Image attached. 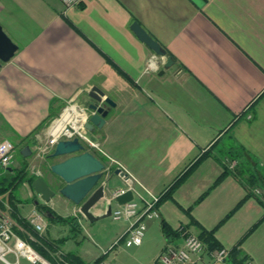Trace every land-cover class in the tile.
Instances as JSON below:
<instances>
[{"label":"crops","instance_id":"obj_1","mask_svg":"<svg viewBox=\"0 0 264 264\" xmlns=\"http://www.w3.org/2000/svg\"><path fill=\"white\" fill-rule=\"evenodd\" d=\"M134 22L173 59L169 68L134 33ZM0 26L18 46L0 67V143L15 146L12 164L0 166V177L10 181L24 171L43 177L57 192L45 202L22 182L0 195V212L16 213L29 223L42 204L62 218H75L61 224L44 215L46 227L39 234L52 243L65 240L57 252L45 247L55 264H69L66 255L85 264H118L111 256L114 248L108 251L111 246L85 243L95 222L59 194L64 184L50 167L66 157L48 158L53 150L40 151L67 107L80 111L92 103L93 86L116 106L102 128L88 132L100 150L85 144L114 169L107 173L105 199L92 212L106 213L113 191L125 185L113 175L115 169L161 197L207 154L159 203L160 217L146 221L145 236L162 235L150 262L167 243L180 245L186 228L198 236L214 230L223 248L236 247L246 261L264 264V198L243 177L227 174L223 164L230 160L228 152L241 148L264 169V0H85L67 10L61 0H0ZM152 58L155 65L147 70ZM85 118L77 111L71 124L78 126ZM26 146L28 157L21 153ZM162 221L179 235L167 240ZM128 226L124 221L118 238ZM17 232L25 240L32 236L23 227ZM212 262L205 253L196 264Z\"/></svg>","mask_w":264,"mask_h":264},{"label":"built area","instance_id":"obj_2","mask_svg":"<svg viewBox=\"0 0 264 264\" xmlns=\"http://www.w3.org/2000/svg\"><path fill=\"white\" fill-rule=\"evenodd\" d=\"M66 10L75 6H79L85 0H61ZM155 54L154 58H158ZM154 58L148 63L147 70H150L155 65ZM164 61L167 57H159ZM74 106H69L71 108ZM76 108V107H75ZM77 110V108H76ZM78 113L81 111L86 114V109L82 108L77 110ZM72 115L69 122L60 127L55 133L54 130L57 128V124L60 119L55 120L52 123L50 137L46 145L41 147V154L46 155L54 150V147L60 139H73L78 137L80 141L87 144L90 148H96L100 150L99 143L92 141L88 136V131L84 127V121L77 126V124H71L73 118ZM15 146L12 142L5 140L0 143V166L3 169H8L14 159ZM236 164L230 163V168L234 169ZM109 172V168L107 169ZM123 171V169H122ZM123 175H120L125 185L117 188L111 194L109 203L112 204L111 216L115 220H124L128 222L129 226L126 232L119 239L125 241L126 246H138L143 242L147 225L146 221L156 219L160 217L159 213V202L160 196L155 195L148 189H146L135 177L129 175L123 171ZM131 191L133 193V199L123 205L116 203V198L119 195ZM114 203L116 206H114ZM29 223L35 229L36 232L41 233L46 227L45 216L42 212L35 211L29 218ZM21 227L15 221V219L9 214L0 212V260L11 264L7 256L15 255L18 258H29L31 254H37L32 246L23 239L17 232ZM182 243L176 245L173 243H167L165 248L160 253L159 264H196L202 259L205 253H208L212 258L211 264H232L230 261V249L221 248L215 251L209 252L204 241L195 233L191 232L186 228L181 229ZM39 255V254H38ZM40 257V256H39ZM37 263V262H36ZM45 263H48L47 261ZM49 264V263H48ZM96 264H116L113 262L102 260ZM244 264H253L246 261Z\"/></svg>","mask_w":264,"mask_h":264},{"label":"water","instance_id":"obj_3","mask_svg":"<svg viewBox=\"0 0 264 264\" xmlns=\"http://www.w3.org/2000/svg\"><path fill=\"white\" fill-rule=\"evenodd\" d=\"M131 29L154 53L159 57H166L165 49L153 39L148 32L138 23L134 22ZM18 51V46L9 38L3 28L0 26V67L2 63L9 62ZM166 68L173 64V59H167ZM160 74H163L161 71ZM93 100L86 108V120L84 127L88 132H93L96 128H102L106 122L112 107L116 103L107 97L99 87L93 86L89 92ZM22 155L28 157L31 150L28 146L21 151ZM50 158L66 157L61 162L51 165V172L57 176L63 186L58 190L59 194L73 202L79 207L80 212L90 221L96 222L101 218H106L112 214V204L109 203L106 213L95 215L92 209L107 195L111 177L107 176L108 170L105 163L97 158L78 137L73 139H60L56 143ZM121 168L115 169L113 175H123ZM33 190L41 196L45 202H49L55 195L56 191L50 187L47 181L38 176L32 182ZM133 199V193H126L117 196L116 203L119 205L126 204ZM41 257V256H40ZM41 259L46 262L42 257ZM159 257L154 264H159ZM35 264H45L38 261Z\"/></svg>","mask_w":264,"mask_h":264},{"label":"trees","instance_id":"obj_4","mask_svg":"<svg viewBox=\"0 0 264 264\" xmlns=\"http://www.w3.org/2000/svg\"><path fill=\"white\" fill-rule=\"evenodd\" d=\"M50 156V155H49ZM48 156V158H50ZM207 154H204L200 158H198L182 175H180L175 181L170 185L169 189L160 197V202L168 199L171 197L172 193L191 175V173L195 170V168L201 163L202 160L206 158ZM228 157L232 160H237L238 165L235 169H231L230 165L227 161H224V169L227 174H233L236 177L241 176L244 169L253 170L252 174H250V177H252V180L258 181L261 183V185L264 187V169L260 167L258 161L252 157L247 151L244 149H236L228 152ZM100 158V157H99ZM101 161L104 163V160L101 158ZM113 168H109V171L113 172ZM255 171V172H254ZM257 173V174H256ZM242 177V176H241ZM37 178V176L34 175H28L26 172H20L16 175L12 180H8L5 177H0V195L4 194L5 192H8L10 189L16 188L19 184L22 182H28L30 185H32V182ZM254 178V179H253ZM223 179V176H221L214 184L216 186L218 183H220ZM209 192H206L201 199H203ZM11 195V193H10ZM262 203V202H261ZM241 204V203H240ZM239 204V205H240ZM263 204V203H262ZM264 205V204H263ZM37 208L41 211L47 214V218L52 220L56 223L61 224H71L75 220V218H62L58 216L52 209L47 207L46 205L38 204ZM13 218L17 221V223L23 227L24 229L28 230L33 236L36 238L37 241H29L32 246V248L45 260L49 261L52 264H55L54 260L50 257L49 253L45 250V247L53 252L58 251V246L61 245V243H64L65 240L61 239L54 243L47 241L45 238H43L39 233L35 232L32 229V226L24 219L19 217L16 213H13ZM162 231L165 236V238L168 240L173 236L179 235L177 231H173V229L165 222L162 221ZM199 237L204 241V243L207 246V250L209 252L215 251L218 249L223 248L220 243L216 240L214 237V230L213 231H206L202 230ZM65 259L68 261L69 264H85L81 259L74 257L72 255H66ZM102 260L96 261L94 264L100 262ZM230 261L232 264H244L246 262V258L243 257L240 253V251L235 247L230 250Z\"/></svg>","mask_w":264,"mask_h":264},{"label":"rangeland","instance_id":"obj_5","mask_svg":"<svg viewBox=\"0 0 264 264\" xmlns=\"http://www.w3.org/2000/svg\"><path fill=\"white\" fill-rule=\"evenodd\" d=\"M226 161L228 162L229 165L230 163L236 164L234 169L238 165L237 160L230 159ZM252 171L253 170H249L248 168L244 169L241 176L243 177V179L247 181V183L252 188L256 189L259 193H261V195L264 198V187L261 185L260 182L252 180V177H250V174H252ZM19 191L20 190L18 189L16 193H19ZM114 206H116L115 203H114ZM42 213L45 216H47L46 213L44 212ZM123 225H124V220H115L113 219L112 216L101 218L99 221L95 222L93 226H91L92 230L90 232L92 234V237L90 236L85 237V243H87L88 241L93 243V241L95 240V242L101 243L103 246L107 245V248L111 246L108 249V251H111V249L114 248V250L111 251V256H114V257L116 256V260L118 264H154V261L150 262V256H151V253L155 250L157 242H159L160 239L162 238L160 231H157L156 233L151 232L150 234L147 232L146 236L144 237V242L142 246L128 247L126 246L124 240L120 241L119 240L120 238H118L120 229L122 228ZM30 235L32 236L26 239L29 244H31L29 241H35L36 239L33 236V234H30ZM84 235L86 236V234ZM7 259L11 264H35L25 258H20L17 261V257L14 255H8ZM47 262L50 264L49 261ZM0 264H7V263L0 260Z\"/></svg>","mask_w":264,"mask_h":264},{"label":"bare ground","instance_id":"obj_6","mask_svg":"<svg viewBox=\"0 0 264 264\" xmlns=\"http://www.w3.org/2000/svg\"><path fill=\"white\" fill-rule=\"evenodd\" d=\"M72 115H74V116L77 115V110H76L75 107H71V108H68V109H67L66 113L64 114L63 119H61V120L58 122V124H57V128H56V130H54V132L56 133L57 130H58L60 127H62V126L64 125L65 122L69 121ZM28 260H29L30 262H33V263H36V262H38V261H41V262L45 263V262L41 259V257H39L38 254H31V255H29ZM45 264H48V263H45Z\"/></svg>","mask_w":264,"mask_h":264}]
</instances>
